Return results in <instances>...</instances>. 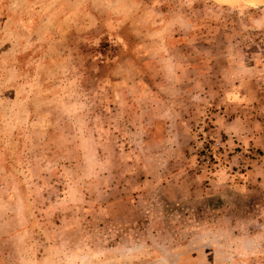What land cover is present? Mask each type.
<instances>
[{"label":"rangeland","instance_id":"obj_1","mask_svg":"<svg viewBox=\"0 0 264 264\" xmlns=\"http://www.w3.org/2000/svg\"><path fill=\"white\" fill-rule=\"evenodd\" d=\"M0 264H264V0H0Z\"/></svg>","mask_w":264,"mask_h":264}]
</instances>
